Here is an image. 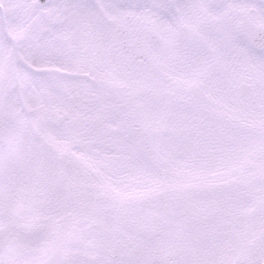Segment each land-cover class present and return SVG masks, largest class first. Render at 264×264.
<instances>
[{
    "label": "snow or ice",
    "instance_id": "1",
    "mask_svg": "<svg viewBox=\"0 0 264 264\" xmlns=\"http://www.w3.org/2000/svg\"><path fill=\"white\" fill-rule=\"evenodd\" d=\"M0 264H264V0H0Z\"/></svg>",
    "mask_w": 264,
    "mask_h": 264
}]
</instances>
